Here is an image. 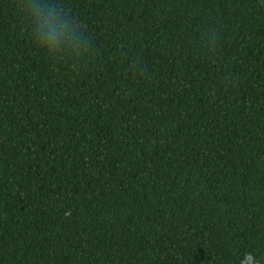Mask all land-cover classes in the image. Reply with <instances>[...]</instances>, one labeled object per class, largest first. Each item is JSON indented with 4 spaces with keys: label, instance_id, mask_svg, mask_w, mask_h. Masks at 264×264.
Masks as SVG:
<instances>
[{
    "label": "trees",
    "instance_id": "1",
    "mask_svg": "<svg viewBox=\"0 0 264 264\" xmlns=\"http://www.w3.org/2000/svg\"><path fill=\"white\" fill-rule=\"evenodd\" d=\"M0 264H264V0H0Z\"/></svg>",
    "mask_w": 264,
    "mask_h": 264
},
{
    "label": "clouds",
    "instance_id": "2",
    "mask_svg": "<svg viewBox=\"0 0 264 264\" xmlns=\"http://www.w3.org/2000/svg\"><path fill=\"white\" fill-rule=\"evenodd\" d=\"M34 16L35 32L42 47H47L49 50H54L60 44L67 32L66 22H61L57 12L49 9L47 12L43 8L32 6ZM69 42H71L69 38ZM87 48L81 50L86 52ZM78 53V54H81Z\"/></svg>",
    "mask_w": 264,
    "mask_h": 264
}]
</instances>
